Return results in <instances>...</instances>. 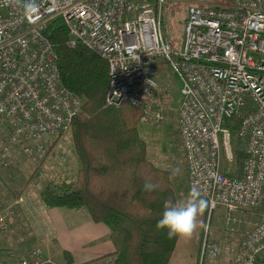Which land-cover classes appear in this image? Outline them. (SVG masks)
<instances>
[{"label": "built area", "instance_id": "obj_1", "mask_svg": "<svg viewBox=\"0 0 264 264\" xmlns=\"http://www.w3.org/2000/svg\"><path fill=\"white\" fill-rule=\"evenodd\" d=\"M165 2L36 0L38 15L30 20L15 0H0V165L8 167V155L18 150L39 163L52 136L66 131L80 111L83 97L62 84L44 35L58 17L69 47L80 44L106 59L104 102L134 104L142 110L140 123L162 122L173 94L156 75L163 68L173 73L187 191L196 190L208 212L221 205L230 233L241 229V214L261 215L226 251L227 264H264L256 260L264 253V0L187 4L176 45L162 32ZM233 116L246 156L241 171L228 177L233 154L225 122ZM24 202L22 193L0 199V264H58L39 245L15 250L1 244L16 217L40 240L53 237L47 213ZM216 252L217 245L203 241L197 264Z\"/></svg>", "mask_w": 264, "mask_h": 264}, {"label": "trees", "instance_id": "obj_2", "mask_svg": "<svg viewBox=\"0 0 264 264\" xmlns=\"http://www.w3.org/2000/svg\"><path fill=\"white\" fill-rule=\"evenodd\" d=\"M44 35L56 52L62 84L83 97V102L69 127L79 163L75 177L68 183L47 180L38 199L44 207L87 210L93 222L106 225L114 246L112 264H169L177 238H169L165 229L157 228V222L169 202L176 204L177 197L170 171L155 167L145 155L146 145L136 128L142 110L130 102L116 106L104 102L109 85L106 59L80 44L69 47L60 18L50 21ZM238 122L234 116L225 122L231 130L233 154L229 164L233 170L224 173L228 177L241 171L246 156L243 143L235 136ZM35 175L33 168L26 183ZM146 183L156 187L146 191ZM61 256L62 264H72L68 251L62 249ZM256 260H264V253Z\"/></svg>", "mask_w": 264, "mask_h": 264}, {"label": "rangeland", "instance_id": "obj_3", "mask_svg": "<svg viewBox=\"0 0 264 264\" xmlns=\"http://www.w3.org/2000/svg\"><path fill=\"white\" fill-rule=\"evenodd\" d=\"M192 2L224 5L228 4L229 0H166L161 16V19H163L162 32L172 45H176L177 40L181 36L187 4ZM156 78L161 82V88L165 89L168 87L170 89L173 99H168V107L166 106V110L163 112L161 123L147 124L138 121L136 128L140 139L146 145V157L149 158L155 167L170 171V181L177 197L176 204H178L183 202L190 194L186 188L185 160L182 156L181 143L178 140L179 131H177L176 112L178 110L177 100L179 94L177 90L179 83L174 81L173 73L166 68H163L156 75ZM71 140L69 127L63 133L59 132L52 136L48 147L50 150L46 153L41 164L29 162L19 150L10 152V155H8L9 166L4 168L0 165V199L7 202V200L12 198V192L22 193L28 203L25 204V201L23 205L26 208L38 206L39 209L47 213L51 223L47 207H44L43 203L38 199V192L47 180L56 184L58 182L68 183L70 179L75 177V170L79 163L74 155ZM33 168H35L36 175L26 183ZM174 169H179L178 174H173ZM223 209L220 205L210 212L208 210L205 211L202 216L198 217V227L190 239L177 238L169 264L174 263L179 257L183 260L185 255H192L194 250L195 257L199 260L198 254L203 241L208 248L210 244L217 245V252L215 254L209 253V256L206 255L201 264H227L231 256L227 254L226 247L230 240H234V238L244 234L253 222L261 218V215L256 216L254 212L250 211L245 212V215L241 214V217L245 220V222H241V229L230 233V230L227 229L229 226L224 224ZM16 219L9 231L2 235L3 242L1 244L12 246L15 250L28 249L39 245L34 244L35 242L32 243L34 241L33 235L28 232V227L24 221L20 217H16ZM52 226L53 237L51 236L47 239L55 240V227L53 224ZM39 247L42 249L41 246ZM49 249H43L46 253L45 255H49L56 263L62 264L61 256L59 257L58 255L56 257V254L51 253ZM195 264H197V261Z\"/></svg>", "mask_w": 264, "mask_h": 264}, {"label": "crops", "instance_id": "obj_4", "mask_svg": "<svg viewBox=\"0 0 264 264\" xmlns=\"http://www.w3.org/2000/svg\"><path fill=\"white\" fill-rule=\"evenodd\" d=\"M47 211L50 215L51 224L55 227V240H40L38 237L33 236L34 241L32 243L39 244L42 249L47 250L50 248L51 250L49 249V251L56 254V257L58 255L60 257L62 249H65L70 254L71 260L73 261L72 264L113 263L110 253L114 250V246L110 240L107 226L101 222H93L87 210H69L63 208V206H47ZM185 256L183 260L179 257L172 264L196 263L195 250L192 255Z\"/></svg>", "mask_w": 264, "mask_h": 264}, {"label": "clouds", "instance_id": "obj_5", "mask_svg": "<svg viewBox=\"0 0 264 264\" xmlns=\"http://www.w3.org/2000/svg\"><path fill=\"white\" fill-rule=\"evenodd\" d=\"M22 9L25 18L33 20L38 15L36 0H15ZM179 169H174L173 174H178ZM156 186L146 183L144 188L150 191ZM208 207V202L199 198L196 190H192L189 196L181 203L169 202L157 222V228L165 229L169 238L190 239L198 227V217L202 216Z\"/></svg>", "mask_w": 264, "mask_h": 264}]
</instances>
